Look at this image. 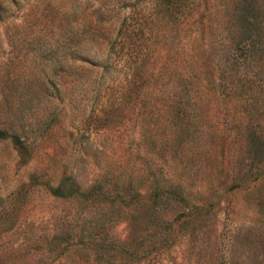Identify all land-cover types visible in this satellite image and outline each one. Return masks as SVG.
Listing matches in <instances>:
<instances>
[{
  "label": "rangeland",
  "instance_id": "obj_1",
  "mask_svg": "<svg viewBox=\"0 0 264 264\" xmlns=\"http://www.w3.org/2000/svg\"><path fill=\"white\" fill-rule=\"evenodd\" d=\"M233 7L0 0V264H264V29L238 48Z\"/></svg>",
  "mask_w": 264,
  "mask_h": 264
},
{
  "label": "trees",
  "instance_id": "obj_2",
  "mask_svg": "<svg viewBox=\"0 0 264 264\" xmlns=\"http://www.w3.org/2000/svg\"><path fill=\"white\" fill-rule=\"evenodd\" d=\"M226 14L228 23L225 29L229 36L237 39L238 48L244 47L248 51L246 48L260 44L256 40L264 29V0H234L233 10H226ZM245 43L247 46H244ZM8 137V133L0 129V139ZM10 138L17 147H22V143L17 138L14 136H10ZM52 193L58 197L66 195L61 187L55 188Z\"/></svg>",
  "mask_w": 264,
  "mask_h": 264
}]
</instances>
